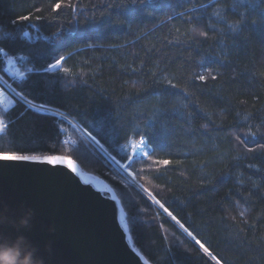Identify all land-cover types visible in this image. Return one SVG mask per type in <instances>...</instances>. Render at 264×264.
Segmentation results:
<instances>
[{
	"label": "trees",
	"instance_id": "1",
	"mask_svg": "<svg viewBox=\"0 0 264 264\" xmlns=\"http://www.w3.org/2000/svg\"><path fill=\"white\" fill-rule=\"evenodd\" d=\"M251 3L0 0V47L36 70L11 78L0 54V77L33 101L0 108L10 121L0 153L69 156L105 179L153 264H215L197 239L221 264H264V3ZM22 16L31 20L9 23ZM61 56L70 74L40 71ZM140 136L155 151L131 161L133 182L108 154L130 163L122 146Z\"/></svg>",
	"mask_w": 264,
	"mask_h": 264
},
{
	"label": "water",
	"instance_id": "2",
	"mask_svg": "<svg viewBox=\"0 0 264 264\" xmlns=\"http://www.w3.org/2000/svg\"><path fill=\"white\" fill-rule=\"evenodd\" d=\"M64 157L75 173L66 164L0 161V245L34 250L43 264H153L134 245L114 188Z\"/></svg>",
	"mask_w": 264,
	"mask_h": 264
},
{
	"label": "snow or ice",
	"instance_id": "3",
	"mask_svg": "<svg viewBox=\"0 0 264 264\" xmlns=\"http://www.w3.org/2000/svg\"><path fill=\"white\" fill-rule=\"evenodd\" d=\"M237 3L238 4L239 3H247V4H249V6H253L251 3V0H237ZM259 3H264V0H256V4L258 5ZM60 7H61V4L56 3L53 7V11L59 10ZM73 10H75V5H73ZM216 15L219 19H223V17H220L219 13H216ZM35 19L40 20V19H42V17L37 16V17H35ZM29 20H31L30 16H22L18 20L9 21V23L15 26V25L20 24L22 21H29ZM237 23H240V22H237ZM235 27H236L235 25H229L230 30H235ZM24 35L27 36L28 33H25ZM200 35L206 36L207 33L202 32ZM0 54H3V56L5 57V59L7 60V63L9 65H12L14 63L13 57H10L8 55V53L2 47H0ZM20 59L24 60V57H20ZM64 60H65V57L61 56L58 59L54 60V62L49 63L47 65V67L43 68L40 71H42V73H45V74H55V73H58L62 69L65 74H70L69 69L62 68ZM33 71H36V70L31 68V67H27L23 71L17 69L14 73H10V75H13V77H19L20 79H24L26 76V73H31ZM0 79H3V77H0ZM199 79L204 80L205 77L200 76ZM169 83H171V82H169ZM172 87H175V85H172ZM0 98H2V99H0V105L4 106V113L5 114L8 113L9 109H11L14 105L19 104V103H23L25 105H28L29 107L33 106V101L31 99H29L28 95L25 94L23 90L16 91L15 89H12L11 85H8L7 82H5L4 87H0ZM35 111L40 115L49 114L48 113V106L43 104V103H41L39 105V107L35 108ZM51 115L59 116L60 113L59 112L52 113ZM9 123H10V121L7 120L6 115L0 114V133L5 132ZM101 126H102V122H101ZM83 134L94 145L99 147L102 151L104 150L103 145L100 143V141L97 139V137L95 135H93V133L91 131H88L87 129H83ZM251 134L255 135L256 133H251ZM241 143H243V141H241ZM130 146L132 148V155L127 157V159L129 160L130 163L121 165L120 162L115 159V157H110V159L112 161H114L120 169H123V172L128 177H131L132 181L135 182L137 174L131 170V167H132L131 161L138 155L141 157L147 158V160H152V152L155 151V149L151 148V150H149L151 146L146 141V138L144 136H140L139 140L136 141L134 144H131ZM260 147H264V145H261ZM252 150L253 149H249V151H252ZM0 161L35 162V163H44V164L53 165V166L66 164L67 168L71 169L72 173H75L77 171L73 161L70 158H66V157L60 156V155H48V156L41 157L40 155H36V154L0 153ZM153 163L157 166H160V165L167 166L171 163V161H169L167 159H162V160L157 159V160L153 161ZM136 186L138 188H140L141 191L147 193L148 196L152 197V200L156 205H158L161 209H163V211L165 213H167V215L169 217H171V219L173 221H175L177 224H179L185 233H187L189 236H192L193 239H195V237L188 230V228H186L183 224H180V221L177 219V217L174 216L172 214V212H170L168 210V208H166L164 206V204H162L158 199H156L154 196H152V194L150 192H148V190L146 188H144L143 185L137 184ZM109 191H111V190H109ZM240 216L243 217L244 212H241ZM196 243L200 246L201 249H203L204 253L208 254L211 257V259L215 261V264H221V261L216 256L212 255V253L209 251V248L206 247L203 243H201L200 240L197 239ZM137 255H139V253H137ZM141 259H143V257H141ZM144 264H148V261L145 260Z\"/></svg>",
	"mask_w": 264,
	"mask_h": 264
},
{
	"label": "clouds",
	"instance_id": "4",
	"mask_svg": "<svg viewBox=\"0 0 264 264\" xmlns=\"http://www.w3.org/2000/svg\"><path fill=\"white\" fill-rule=\"evenodd\" d=\"M201 34L200 30H193ZM26 223V221H22ZM0 264H43V260L36 257L34 250H23L19 244L12 246L0 245Z\"/></svg>",
	"mask_w": 264,
	"mask_h": 264
},
{
	"label": "rangeland",
	"instance_id": "5",
	"mask_svg": "<svg viewBox=\"0 0 264 264\" xmlns=\"http://www.w3.org/2000/svg\"><path fill=\"white\" fill-rule=\"evenodd\" d=\"M15 60V62L12 64V65H9L8 63H5V68H4V70H5V72H6V74L9 76V77H11V78H17V79H19V77H13V75H10V73H14L15 72V70H14V67H17L18 69H19V67L17 66V62H16V59H14ZM20 70V69H19ZM3 83H4V85H5V80L4 79H0ZM7 84L9 85V83L7 82ZM0 99H2V98H0ZM4 106H2V105H0V108H3ZM61 115V114H60ZM70 122V121H69ZM72 122V121H71ZM70 122V123H71ZM72 125H73V127H75L76 128V130L81 134V135H83L84 136V134H83V131L75 124V123H71ZM80 126V125H79ZM81 127V126H80ZM82 128V127H81ZM139 139H133V138H131V139H129L125 144H123V146H122V150L124 151V152H127L128 154H129V156L130 155H132V148H131V144H134L136 141H138ZM68 141H71L70 139H68ZM150 150V149H149ZM136 157H141V156H136ZM124 163V162H123ZM122 173H124L118 166H116ZM84 169V168H83ZM85 170V169H84ZM87 171V170H86Z\"/></svg>",
	"mask_w": 264,
	"mask_h": 264
},
{
	"label": "bare ground",
	"instance_id": "6",
	"mask_svg": "<svg viewBox=\"0 0 264 264\" xmlns=\"http://www.w3.org/2000/svg\"><path fill=\"white\" fill-rule=\"evenodd\" d=\"M16 70H17V69H15V71H16ZM120 164H121V165H123V163H122V162H120ZM117 166H118V165H117ZM122 170H123V169H122Z\"/></svg>",
	"mask_w": 264,
	"mask_h": 264
},
{
	"label": "crops",
	"instance_id": "7",
	"mask_svg": "<svg viewBox=\"0 0 264 264\" xmlns=\"http://www.w3.org/2000/svg\"><path fill=\"white\" fill-rule=\"evenodd\" d=\"M3 106V105H2ZM4 108V107H3Z\"/></svg>",
	"mask_w": 264,
	"mask_h": 264
}]
</instances>
